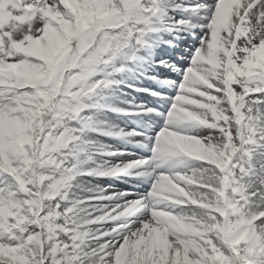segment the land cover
Instances as JSON below:
<instances>
[{"label": "rangeland", "instance_id": "374dc122", "mask_svg": "<svg viewBox=\"0 0 264 264\" xmlns=\"http://www.w3.org/2000/svg\"><path fill=\"white\" fill-rule=\"evenodd\" d=\"M210 1L0 0V79L8 81L0 95V264H45L40 228L46 224L65 264H223L231 250L241 264L244 259L264 264V0L252 1L223 49L203 56L213 73L196 60L187 64L200 37L202 25L197 21L212 16ZM167 6L181 10L188 25L195 26L180 33L181 43L168 40L163 32L152 34L155 28H164L155 18L178 19L177 13L159 11ZM213 33L219 37L217 28ZM210 37L206 36L208 45ZM106 41L108 49L98 60L91 52L105 49ZM80 46L91 57L82 56L70 71L78 76L66 70L60 99L50 98L49 87L59 76L62 57ZM37 52L46 67L39 61L19 67L24 53ZM136 53L154 63L155 54L169 56L170 62L163 63H172L168 67L173 75H163V80L172 84V90L186 75L191 83L182 89H188L170 96L148 85L130 84L126 78H119L116 83L121 86L116 87L107 70L123 66ZM103 79L111 84H102ZM201 82L208 89H201ZM193 91L201 97L194 98ZM110 96L137 106L129 108L130 118L146 129L139 132V139H128L143 147V159L135 168L117 172L103 156H71V144L100 121L116 127L108 111ZM154 96L160 103L172 96L182 103L196 100L200 109L184 127L182 115L170 118L165 129L151 126L147 115L165 116L147 102ZM58 103L57 110L69 114L55 124L51 114ZM81 117L87 118L86 125L79 122ZM176 123L179 129L172 125ZM160 163L189 169L197 165L210 173V179L190 175L188 183L178 185L176 195L165 199L168 205L161 218L146 221L144 216L142 222L128 225L122 218L129 211L142 214L147 208L145 200L134 196L142 193L131 185L155 178ZM62 181L51 199V184ZM110 181L124 182L122 194L127 196L122 203L116 200L114 207V200L93 194L108 190ZM45 197L46 213L41 206ZM103 201L105 207H98ZM124 202L128 205L120 206Z\"/></svg>", "mask_w": 264, "mask_h": 264}, {"label": "bare ground", "instance_id": "6f19581e", "mask_svg": "<svg viewBox=\"0 0 264 264\" xmlns=\"http://www.w3.org/2000/svg\"><path fill=\"white\" fill-rule=\"evenodd\" d=\"M252 1L253 0L210 1L212 16L206 22L197 21L196 23L201 24L202 27H199L200 37L198 39L197 46L191 51L192 53L187 59V64L189 67L193 65L192 61L196 60L199 67L204 68V70L208 73H213L212 71L210 72L211 67H205L203 56L207 54H213L215 51L223 49V46L226 45V41H228V34L233 28V25L237 20H240L241 16L245 15L249 11V7H251ZM159 11L164 13H177L178 19L171 20L167 17L155 18V23L161 24L164 28H155L152 34L156 33L157 35L163 32L168 40H171L174 43H181L183 41V38H179V35L185 34V31L183 30L190 31L191 29L195 28L194 25H188L189 21L187 20L188 17L186 15L179 14L181 10H177L172 6H167L162 7V9L160 8ZM190 20L192 19L190 18ZM165 27H173L174 29L170 32V30ZM215 28H217V34L219 32L218 38L214 37L213 29ZM181 32L182 34H180ZM208 35H211L209 45L207 43L209 41L206 39V36ZM44 40V38H41L42 44ZM212 41L214 42L213 45H211ZM141 46L142 45H138L137 49L140 50V52L145 53L144 48H142ZM154 47H156V45ZM159 48L163 50V47L160 46L158 47V49ZM41 49L42 48H40L39 50L41 51ZM150 50L153 51V48L151 47ZM38 54L39 52H37L36 54L24 53L21 57L22 63L19 65V67H29L35 61H39L45 64V61H41L42 58L38 56ZM168 57L159 58V53L155 54V63H157L155 64L152 60L145 59L141 55L136 53L130 58L128 63L126 62L123 66L114 65L107 70V73L112 77L113 84H118L116 83V81H119V78H126L130 84L140 83L142 86L150 85L155 90L157 89L169 92V95L171 96V94H174V91L176 90H178L177 92H184L188 88L186 86L184 89H182V87L185 83L189 84L191 83V81L188 76L183 75V80L180 83V86L174 83V88H172L173 91L170 90L172 84L167 83L163 80V75H173L170 71V67H168L172 63H170L168 66L163 63L164 60L165 62L169 61L167 60ZM43 64L41 65L43 67H46V64ZM138 70L141 71L139 72L141 73L139 77H137V75L139 74L137 73ZM133 71L136 74H133ZM101 82L105 84L108 83L106 79H103ZM6 83H8V81L0 79V87L3 88L2 90L0 89V95H3V86ZM201 83V85L199 84L201 89H208L205 83ZM131 91L132 90L128 92L131 93ZM137 91L132 92L137 94ZM191 94L194 96V98L201 97L198 91H193ZM172 97H168L167 101H164V103L156 101V96L151 97V102L150 100H147L148 103H152L165 114V116H160L158 118H156L154 114L147 115L146 117L150 120V123H148V125L161 126L163 127V129H165L168 124L171 125L170 118L175 115H182L184 127V123H191L192 119H195L196 113L200 109V105L196 100H190L182 103L177 98ZM132 98H134V95L132 96ZM110 100L112 102V107L108 111L111 112L113 118L116 119H114L117 124L116 127L105 121H100V123L95 125L93 129L85 132L83 136L79 137L71 144V147L73 149V153L71 154V156L73 158L80 154L89 155L91 153L96 154L98 158H101L103 156L105 158L104 162L106 163L107 161H109V166L114 168L116 172L118 171V169L122 170L123 167L127 166L135 168V166L141 161V159H143L144 149L141 145H139V143L130 142L128 139H130V137L134 140L139 139L141 135L139 134V132H146V129L143 125L133 122L132 118H130L133 110H130L129 108L138 107L132 104H121L120 101L114 98V96H110ZM85 112H87V110H85ZM166 118L167 122L165 120ZM87 121V118L84 117H81L79 119V122L83 125H86ZM172 125L175 126L176 129H179L181 126L179 123ZM114 149H116L117 151H114ZM77 158L78 157H75L73 159ZM190 175L192 176V178L196 177L210 179V173L207 171H201L197 165L196 167L192 166L189 169L188 167L182 166L179 163L175 165L160 163L158 175L155 178H147L145 182H140L138 178H135L137 181H139L138 183L140 184V186L133 185L132 187H136L139 191H141L142 194H136L134 196L141 197L143 201L145 200L144 202H146L147 208H145L142 214L137 211L131 210L122 218V220L125 219L128 225H133L135 223L142 222L145 217L147 219L146 221H148L150 218H161L164 214V206L168 205V201L165 199L169 195H176L179 190L178 185L182 183H188V181L191 179ZM109 184L111 187L108 190L96 191L93 194H98L99 196L101 194L102 196L108 197L112 201L114 200L112 204L114 207L118 204L116 200H120V203H122L127 196H124L122 194L123 189L121 188V186L123 182H119L117 183V185H114L110 181ZM109 192H111V194ZM120 194H122L124 198L121 197ZM28 196L32 197L33 195L32 193H28ZM127 203L128 202H124L120 206H127ZM131 203L132 200L130 201V204ZM98 207L104 208L105 203L102 204L100 202V205Z\"/></svg>", "mask_w": 264, "mask_h": 264}, {"label": "trees", "instance_id": "16d2710c", "mask_svg": "<svg viewBox=\"0 0 264 264\" xmlns=\"http://www.w3.org/2000/svg\"><path fill=\"white\" fill-rule=\"evenodd\" d=\"M86 58L91 57L90 51L85 49V46H80L79 48L72 47L70 55H64L60 63L59 77L57 78L58 83L56 82V90L58 91L61 81L64 79V72L73 70L76 66L79 65L82 56ZM76 73V72H73ZM53 192L56 193L55 187H53ZM45 210H47L48 205L45 204ZM46 212V211H45ZM35 229V228H34ZM43 239H44V253L43 259L46 264H65V261L62 258L60 250L57 249L58 246L54 243V239L49 234V229L45 225L43 228ZM227 264H237L234 257H231Z\"/></svg>", "mask_w": 264, "mask_h": 264}]
</instances>
